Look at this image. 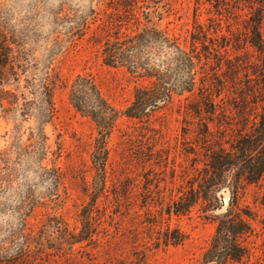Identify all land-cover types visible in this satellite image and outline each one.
<instances>
[{
	"label": "trees",
	"instance_id": "obj_1",
	"mask_svg": "<svg viewBox=\"0 0 264 264\" xmlns=\"http://www.w3.org/2000/svg\"><path fill=\"white\" fill-rule=\"evenodd\" d=\"M251 1L250 11L242 15L245 36L251 46L263 51L264 0ZM97 4L98 7L90 5L78 9V25L71 33H78L79 39L91 30V39L102 63L123 67L139 81L133 100L123 113L126 117L149 122L176 98L186 93L194 95L185 105L187 113L199 121L198 136L187 149L194 155L192 172L185 175L187 184L182 182L181 189L169 203V210L183 213L200 199L207 198L213 188H228L233 197L219 220L213 242L216 247L224 245L221 264L240 262L247 253L241 238L248 225L239 213V195L246 190V184L258 183L264 178V59L261 63L245 61L240 55H236L234 61L229 59L228 47L236 48L238 42L233 43L223 32L220 19L214 20V32L210 33L195 18L196 32L192 34L191 47H187L178 36L157 23L170 14L173 0H97ZM51 16L56 24L64 18L61 12H51ZM228 32L236 40V32L231 29ZM59 48H63V39L57 34L45 49L43 58L49 65L42 70V61L35 57L32 49L12 41L8 32L0 29V114L7 119L21 117L22 122L34 121L28 132H22L16 124L7 134V148L0 150V213L15 211L23 226L20 237L13 235L0 243V264H50L58 262L60 257L73 258L61 254L59 249L55 254L47 252L49 239L25 232L28 217L37 208L66 204L74 198L67 170L59 164L62 150L51 149L45 131L56 114L54 93L58 76L50 73L49 68ZM211 55L217 58L218 70L223 68V62L232 63V84L221 81L217 71L212 75L206 70L200 71L203 59L209 61ZM241 63L252 66V71L247 72L245 87L237 74ZM69 97L78 112L96 125L93 165L89 169L91 179L82 177L83 186L76 201L79 232L72 233L62 214L46 216L39 230L47 235L53 229L62 236L59 244L72 248L93 240L98 234L101 225L98 210L102 198L108 195L109 181L114 183L109 173L110 141L122 113L87 74L76 75L70 84ZM227 99L233 100V105L231 102L227 105ZM249 107L260 108L257 120L235 137L227 133L231 128L227 127L229 118ZM215 119L221 138H214L210 122L214 123ZM157 146L158 142L149 145L144 162L168 161L169 155L159 159L162 150ZM36 188H45L44 196L38 195Z\"/></svg>",
	"mask_w": 264,
	"mask_h": 264
},
{
	"label": "rangeland",
	"instance_id": "obj_2",
	"mask_svg": "<svg viewBox=\"0 0 264 264\" xmlns=\"http://www.w3.org/2000/svg\"><path fill=\"white\" fill-rule=\"evenodd\" d=\"M90 5L98 7L97 0H0V29L7 31L12 41L32 49L35 57L42 61L40 69L45 70L49 65L43 56L55 35L59 34L63 39V48L55 50L49 68L50 73L58 76L54 93L56 114L45 131L51 149L54 152L62 150L59 164L67 170L74 198L66 204L37 208L28 217L25 232L49 239L47 252L55 254L59 249L61 254L73 257L70 260L65 259L66 256L60 257L58 262L50 264H221L225 255L224 245L216 247L213 238L219 220L228 209L229 199L233 197L231 191L218 186L207 198L200 199L183 213L169 210V203L181 189L182 182L187 184L185 175L192 172L194 155L187 149L198 136L199 121L187 113L185 105L194 95L186 93L176 98L149 122L126 117L123 113L132 102L134 88L139 81L123 67L102 63L91 39V30L79 39L78 33H71L72 28L78 25V9ZM251 5V0H173L170 14L157 23L191 47L192 34L196 32L195 18L210 33L214 32V20L220 19L223 32L232 38L233 43L238 42L236 48L228 47L227 57L234 61L235 56L240 55L245 61L251 59L261 63L264 50L250 45L243 26L242 15L250 11ZM51 12H61L64 16L59 24L53 22ZM228 29L236 32V40ZM224 50L222 48L221 51ZM211 57L209 61L203 59L200 71L206 70L209 75L217 71L221 81L232 84V63L223 62V68L218 70L217 58ZM251 67L241 63L237 72L244 87L248 84L247 72L252 71ZM78 74L94 78L122 116L110 141L112 161L109 173L114 183L109 181L108 195L102 198L98 210L101 220L98 234L93 240L71 248L68 244H59L60 233L51 229L46 235L39 227L46 216L62 214L72 233L79 232L76 201L83 186L82 177L91 179L89 169L93 165L97 131L95 123L80 114L71 103L70 84ZM232 101L227 99L226 104L231 102L233 105ZM258 110L260 108L249 107L241 113L236 112L229 118L227 127L231 128L227 133L235 137L250 128L258 118ZM16 124L22 132H28L34 121L22 122L21 117L7 119L0 114V150L7 148V134L14 130ZM210 125L214 138H221V133L216 131L217 120ZM153 142H158L157 149L162 150L159 159L169 155L168 161L158 164L143 161ZM245 189L239 195V213L248 225L241 238L247 253L243 260L233 264H264V178L258 183L246 184ZM35 190L41 196L46 192L45 188ZM22 229L15 211L0 213V243L13 235L20 237Z\"/></svg>",
	"mask_w": 264,
	"mask_h": 264
},
{
	"label": "water",
	"instance_id": "obj_3",
	"mask_svg": "<svg viewBox=\"0 0 264 264\" xmlns=\"http://www.w3.org/2000/svg\"><path fill=\"white\" fill-rule=\"evenodd\" d=\"M227 201V200H226Z\"/></svg>",
	"mask_w": 264,
	"mask_h": 264
}]
</instances>
